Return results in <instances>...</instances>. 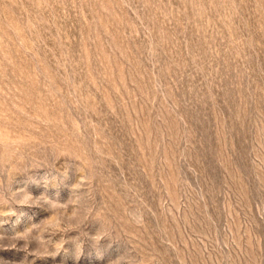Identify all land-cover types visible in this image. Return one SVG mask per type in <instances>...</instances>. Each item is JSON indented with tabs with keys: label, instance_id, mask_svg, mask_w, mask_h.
I'll use <instances>...</instances> for the list:
<instances>
[{
	"label": "rangeland",
	"instance_id": "obj_1",
	"mask_svg": "<svg viewBox=\"0 0 264 264\" xmlns=\"http://www.w3.org/2000/svg\"><path fill=\"white\" fill-rule=\"evenodd\" d=\"M0 264H264V0H0Z\"/></svg>",
	"mask_w": 264,
	"mask_h": 264
}]
</instances>
